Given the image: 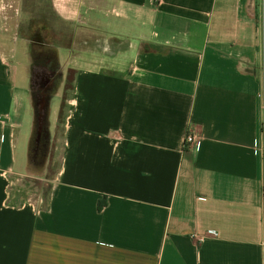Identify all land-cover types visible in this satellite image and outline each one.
I'll use <instances>...</instances> for the list:
<instances>
[{
    "label": "crops",
    "instance_id": "0c3cea01",
    "mask_svg": "<svg viewBox=\"0 0 264 264\" xmlns=\"http://www.w3.org/2000/svg\"><path fill=\"white\" fill-rule=\"evenodd\" d=\"M48 5L81 48H56L64 116L34 202L13 191L41 179L28 151L17 165L23 106L0 30V264H264V0Z\"/></svg>",
    "mask_w": 264,
    "mask_h": 264
},
{
    "label": "rangeland",
    "instance_id": "374dc122",
    "mask_svg": "<svg viewBox=\"0 0 264 264\" xmlns=\"http://www.w3.org/2000/svg\"><path fill=\"white\" fill-rule=\"evenodd\" d=\"M4 3L5 7L0 11V30L9 32L11 36V40L7 42V48H12L15 54L18 69L16 93L23 106L22 124L16 142L17 165L23 164L24 166L26 164L28 151L26 174L42 180L37 181L25 177L16 184L17 190L13 191L20 190V193L17 192V195L21 194L20 201L34 202L45 199L48 193V184L44 180L51 178L47 173V162L50 133L54 130L51 122L52 113L59 111L57 125L61 124L64 114L61 107H58V110L53 107L55 98L52 97L57 93L62 81L59 75L55 80L54 90L46 94L47 107L44 111L42 132L37 140V102L41 95L36 91V80L32 73V67L37 52L34 44L40 43V40L33 38L36 34L39 35L38 39H41L47 48L46 53H49V58L56 62L55 65L60 71V68L66 69V59L64 53L56 48L72 46L76 50L75 52L79 53L81 45L78 43L72 45L71 42L73 37L79 39L81 34L56 20L49 10L48 0H5ZM13 32L16 34L15 37ZM43 61L45 60L43 59ZM67 73L68 83H71L73 72L68 69ZM60 95L63 99L65 98V92ZM22 172L24 171L22 170Z\"/></svg>",
    "mask_w": 264,
    "mask_h": 264
},
{
    "label": "flooded vegetation",
    "instance_id": "af4514ba",
    "mask_svg": "<svg viewBox=\"0 0 264 264\" xmlns=\"http://www.w3.org/2000/svg\"><path fill=\"white\" fill-rule=\"evenodd\" d=\"M39 35L36 34L33 39L40 40V43H36L35 49H36V57L33 59V67H32V73L34 75V78L36 80V91L41 95L43 92L47 90V81L50 79L56 80V78L60 75L59 68L55 65L56 62L49 58V53H46V46L41 41V39H38ZM45 60L42 62V60ZM41 82V83H38Z\"/></svg>",
    "mask_w": 264,
    "mask_h": 264
},
{
    "label": "water",
    "instance_id": "95a60500",
    "mask_svg": "<svg viewBox=\"0 0 264 264\" xmlns=\"http://www.w3.org/2000/svg\"><path fill=\"white\" fill-rule=\"evenodd\" d=\"M47 90L43 92L42 97L37 102V140L40 138L42 132V125L44 119V111L47 107L46 94L51 93L55 88V80L50 79L46 83Z\"/></svg>",
    "mask_w": 264,
    "mask_h": 264
},
{
    "label": "built area",
    "instance_id": "2783aa9c",
    "mask_svg": "<svg viewBox=\"0 0 264 264\" xmlns=\"http://www.w3.org/2000/svg\"><path fill=\"white\" fill-rule=\"evenodd\" d=\"M199 129L193 127V130L188 131L185 135L182 147L184 149H197L200 145L201 135Z\"/></svg>",
    "mask_w": 264,
    "mask_h": 264
},
{
    "label": "trees",
    "instance_id": "16d2710c",
    "mask_svg": "<svg viewBox=\"0 0 264 264\" xmlns=\"http://www.w3.org/2000/svg\"><path fill=\"white\" fill-rule=\"evenodd\" d=\"M101 208V205L99 206V209Z\"/></svg>",
    "mask_w": 264,
    "mask_h": 264
}]
</instances>
